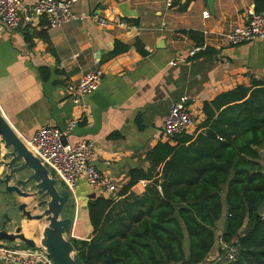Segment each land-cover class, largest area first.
Here are the masks:
<instances>
[{
	"label": "crops",
	"instance_id": "0c3cea01",
	"mask_svg": "<svg viewBox=\"0 0 264 264\" xmlns=\"http://www.w3.org/2000/svg\"><path fill=\"white\" fill-rule=\"evenodd\" d=\"M123 2L130 15L119 11ZM262 8L255 0H175L173 8L164 0H77V16L98 15L107 25L76 18L49 27L36 16L14 29L0 22V113L25 144L39 126L64 128L74 119L69 141L92 140L96 168L122 184L115 192L96 190L85 180L67 188L69 241L91 236L86 203L92 194L118 200L145 190L149 181L143 179L126 187L130 172L149 167L147 154L158 141L172 142L162 135L171 104L187 95L192 116L198 118L204 101L249 85L251 78L264 79V39L232 45L224 36ZM182 30L200 34L203 44L196 46ZM115 41L129 49L110 56ZM94 70L102 71V80L86 95L87 111L82 113L68 86Z\"/></svg>",
	"mask_w": 264,
	"mask_h": 264
},
{
	"label": "trees",
	"instance_id": "16d2710c",
	"mask_svg": "<svg viewBox=\"0 0 264 264\" xmlns=\"http://www.w3.org/2000/svg\"><path fill=\"white\" fill-rule=\"evenodd\" d=\"M181 33L203 44L195 31ZM128 49L115 41L109 54ZM200 112L193 130L151 148L146 170H131L126 187L149 181L141 194L87 200L91 236L72 241L85 264H203L221 252L219 239L238 253L214 264H264V79L218 93Z\"/></svg>",
	"mask_w": 264,
	"mask_h": 264
},
{
	"label": "built area",
	"instance_id": "2783aa9c",
	"mask_svg": "<svg viewBox=\"0 0 264 264\" xmlns=\"http://www.w3.org/2000/svg\"><path fill=\"white\" fill-rule=\"evenodd\" d=\"M77 0H0V22L9 29L16 28L22 20L30 21L32 17H42L49 27H61L73 19L89 20L99 26H106L107 19L98 15L83 14L77 16L73 6ZM167 8H173L175 0H164ZM202 15L208 17V12ZM117 22L121 24L116 16ZM229 44L237 45L256 38L264 39V8L251 11L246 23L236 26L224 34ZM197 49H192L193 55ZM102 80V71L94 70L84 73L79 81L68 86V95L79 106L82 113L87 111L86 95L94 91ZM189 97L183 95L171 104L164 116L162 135L172 139L175 135L195 127L190 111ZM76 125L69 120L64 128L49 124L39 126L27 147L47 167L51 176L59 179L66 188L75 186L85 180L92 188L100 191L115 192L122 189V184L103 175L95 166L98 158L92 140L79 139L69 141V134ZM66 139V142H63ZM221 262L235 260L238 248L225 244L219 239ZM1 264H54L46 250L38 247H11L0 242Z\"/></svg>",
	"mask_w": 264,
	"mask_h": 264
},
{
	"label": "water",
	"instance_id": "95a60500",
	"mask_svg": "<svg viewBox=\"0 0 264 264\" xmlns=\"http://www.w3.org/2000/svg\"><path fill=\"white\" fill-rule=\"evenodd\" d=\"M118 9L124 16L131 14L125 2L119 3ZM0 141L6 150L0 159V165L6 168L3 178H0V184L6 193L33 199L35 204L32 210L27 209L28 205L25 202L16 204L22 217L46 222L38 243L27 237L21 226H16L13 231L0 226V242L19 243L23 248L39 245L46 250L54 264H85L72 242L65 237L71 224V218L67 216L70 207L68 189L58 187V180L50 175L47 167L30 151L1 113ZM63 142L65 143L66 139H63ZM23 170H27L28 175L13 182L14 175ZM93 196L92 194L91 197ZM39 208H42L39 214H32V211ZM263 211L264 200L258 207V213L263 214ZM2 218L6 223L11 221L6 212L2 214Z\"/></svg>",
	"mask_w": 264,
	"mask_h": 264
},
{
	"label": "rangeland",
	"instance_id": "374dc122",
	"mask_svg": "<svg viewBox=\"0 0 264 264\" xmlns=\"http://www.w3.org/2000/svg\"><path fill=\"white\" fill-rule=\"evenodd\" d=\"M6 150L3 148V144L0 141V159L1 155L5 153ZM261 154L260 160L264 161V146L259 149ZM6 172V168L0 165V178H3L4 173ZM27 170H23L19 174L14 175L13 182L16 181L17 178H25L28 175ZM58 187L62 188V183L58 179ZM25 202L28 205L29 210H32V206L35 204L32 198H23L16 196L13 193H6L4 191L3 185L0 184V216L6 212L11 221L9 223L4 222L3 227H5L8 231H13L16 226H21L23 233L29 237L34 239L37 243L40 239V233L46 222L44 220L36 221V220H27L25 217L21 216V213L17 210L16 204ZM42 208L38 210L32 211V214H39ZM86 214V213H85ZM84 219H87L86 215H84ZM84 224V222L82 221ZM1 225V224H0ZM6 246L11 247H21L19 243H11L6 242L4 243ZM222 251V250H221ZM214 256L208 257L203 264H214L215 262L219 261L221 258V252L212 254Z\"/></svg>",
	"mask_w": 264,
	"mask_h": 264
},
{
	"label": "flooded vegetation",
	"instance_id": "af4514ba",
	"mask_svg": "<svg viewBox=\"0 0 264 264\" xmlns=\"http://www.w3.org/2000/svg\"><path fill=\"white\" fill-rule=\"evenodd\" d=\"M69 202H70V199H69ZM70 207H71V204H70ZM70 207H69V208H70ZM4 222H5V221H4V219L2 218V215H1V216H0V224H1L0 226L3 227ZM2 223H3V224H2Z\"/></svg>",
	"mask_w": 264,
	"mask_h": 264
},
{
	"label": "bare ground",
	"instance_id": "6f19581e",
	"mask_svg": "<svg viewBox=\"0 0 264 264\" xmlns=\"http://www.w3.org/2000/svg\"><path fill=\"white\" fill-rule=\"evenodd\" d=\"M45 226V225H44ZM40 235H41V233H40ZM41 237V236H40Z\"/></svg>",
	"mask_w": 264,
	"mask_h": 264
}]
</instances>
